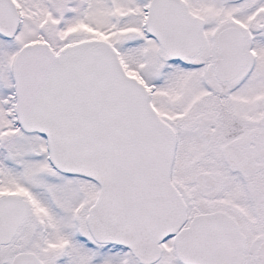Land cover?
I'll list each match as a JSON object with an SVG mask.
<instances>
[{"label":"snow or ice","instance_id":"6c2138e0","mask_svg":"<svg viewBox=\"0 0 264 264\" xmlns=\"http://www.w3.org/2000/svg\"><path fill=\"white\" fill-rule=\"evenodd\" d=\"M0 264H264V0H0Z\"/></svg>","mask_w":264,"mask_h":264}]
</instances>
